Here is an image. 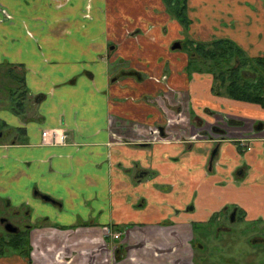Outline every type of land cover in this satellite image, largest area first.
<instances>
[{
	"label": "crops",
	"instance_id": "1",
	"mask_svg": "<svg viewBox=\"0 0 264 264\" xmlns=\"http://www.w3.org/2000/svg\"><path fill=\"white\" fill-rule=\"evenodd\" d=\"M186 6L184 33L163 0H0V69L25 94L0 107V204L31 222L29 258L0 264H186L195 225L264 223V109L213 95L181 44L264 57V0Z\"/></svg>",
	"mask_w": 264,
	"mask_h": 264
},
{
	"label": "trees",
	"instance_id": "2",
	"mask_svg": "<svg viewBox=\"0 0 264 264\" xmlns=\"http://www.w3.org/2000/svg\"><path fill=\"white\" fill-rule=\"evenodd\" d=\"M186 2L187 0H163L166 12L182 26L185 33L190 26ZM183 46L188 56L186 71L188 74H210L213 77L211 87L213 95L258 105L264 109V57L249 58L230 40L208 43L188 40ZM12 78L18 79V76L13 75ZM23 94L22 92L20 95L23 96ZM23 99L24 96L14 108L18 114L23 110ZM217 133L220 132L217 131ZM197 227L195 225L194 228ZM28 229L29 227L26 231H18L15 234L2 233L0 235V257L17 254L29 258L31 249ZM190 245L193 247L192 243Z\"/></svg>",
	"mask_w": 264,
	"mask_h": 264
},
{
	"label": "rangeland",
	"instance_id": "3",
	"mask_svg": "<svg viewBox=\"0 0 264 264\" xmlns=\"http://www.w3.org/2000/svg\"><path fill=\"white\" fill-rule=\"evenodd\" d=\"M7 19L11 20V16L7 15L6 20ZM182 30L184 31L183 28ZM184 43H182V45H184ZM9 74H11L12 76L17 75L18 79L11 78L12 76H10ZM20 79L22 80L21 74L16 72L15 70H12L10 68L0 69L1 103L5 104V102L2 101H7L6 104L9 103L10 105H12L14 103L18 104L21 102L20 99L23 96L20 95L22 94V82L18 81ZM6 88H10L9 93H13V96L11 94L10 98L7 96L8 92ZM22 103L24 106V99ZM185 124L186 128H190V125H193V121H189L188 123L186 121ZM227 213L220 216L215 225L212 224L208 227H204V225L202 224L197 225L198 227L194 229L193 239L191 242L193 244V247H190L189 244L186 245V248L188 250L186 264H264L263 250L259 248V243L262 242V240L258 238L261 237L264 240V234L259 231L264 228V223H246L243 220L242 215L237 214V216H235L234 224L229 225L226 220ZM0 219H7L8 223L16 226L18 230L22 232L26 231V227L31 225V222L24 216V214L15 216L13 213L8 212L2 204H0ZM223 226L232 228V234L228 235L223 234L222 232L218 233L217 231H215L216 228ZM242 229H246L247 233L242 235ZM0 233H4L1 225ZM118 233L119 232H115L114 234ZM114 234H111V237L114 240H120L121 236L116 239L114 238ZM216 234H219V241L214 239L213 237ZM254 238H257L255 239L257 241L253 242ZM248 242L250 243V245L248 244ZM112 245L114 247V250L112 249L110 252L112 253V258L116 260L117 253L121 252V249L118 244ZM192 255L193 258H191Z\"/></svg>",
	"mask_w": 264,
	"mask_h": 264
},
{
	"label": "flooded vegetation",
	"instance_id": "4",
	"mask_svg": "<svg viewBox=\"0 0 264 264\" xmlns=\"http://www.w3.org/2000/svg\"><path fill=\"white\" fill-rule=\"evenodd\" d=\"M169 15V14H168ZM170 16V15H169ZM171 17V16H170ZM172 18V17H171ZM174 20V19H173ZM182 44V43H181ZM180 46V43H176V44H174V46ZM12 78V77H11ZM164 80H165V78H163ZM162 80V79H161ZM12 82H14V81H12ZM6 90H7V92L9 93V91H10V88H6ZM6 92V93H7ZM7 93V96L10 98V96H11V94H12V96H13V93H9L8 94ZM2 102H5V104L4 103H1L0 102V107H8V106H13V107H15L16 105H17V103H14V104H12V105H10L9 103H7L6 104V102L7 101H2ZM52 130H57V129H52ZM60 134H62L63 136H64V134L62 133V132H60L59 130H57ZM64 138H65V136H64ZM192 140H194V139H192ZM60 145V144H59ZM227 213V212H226ZM224 215V214H223ZM235 216H237V211L235 210V208L234 209H231V210H229L228 211V213H227V216H226V220H227V223L229 224V225H232V224H234V220H235ZM1 220V219H0ZM6 220V222H8L7 221V219H5ZM237 223V222H236ZM235 223V224H236ZM253 224H256V223H253ZM0 225H1V228H2V230H4V224H1L0 223ZM215 225V224H214ZM209 225H205L204 227H208ZM15 228H17L16 226H14ZM27 228V227H26ZM260 229V228H259ZM243 230V231H242ZM241 230V234L242 235H244L245 233H247L246 232V229H242ZM18 231H20V230H18V228H17V232ZM215 231H217L218 233L219 232H222L223 234H232V231H233V229L232 228H229V227H225V226H223V227H218V228H216L215 229ZM262 234H264V228H262L261 230H259ZM16 232V233H17ZM4 233H6L5 231H4ZM7 234H9V233H7ZM119 234V237L121 236V234L120 233H118ZM218 235L219 234H216V235H214L213 237H214V239H216V240H218L219 241V239H218ZM217 236V237H216ZM258 238H260L261 240H262V242H260L259 243V248L261 249V250H263V254H264V240L261 238V237H258ZM255 239H257V238H254V240H253V242H255V241H257V240H255ZM248 244L250 245V243L248 242ZM190 247H191V245H190ZM192 258H193V255H192Z\"/></svg>",
	"mask_w": 264,
	"mask_h": 264
},
{
	"label": "built area",
	"instance_id": "5",
	"mask_svg": "<svg viewBox=\"0 0 264 264\" xmlns=\"http://www.w3.org/2000/svg\"><path fill=\"white\" fill-rule=\"evenodd\" d=\"M41 138V143L44 145H59L64 140V136L57 130H45L42 132ZM114 238H119V234H114Z\"/></svg>",
	"mask_w": 264,
	"mask_h": 264
},
{
	"label": "water",
	"instance_id": "6",
	"mask_svg": "<svg viewBox=\"0 0 264 264\" xmlns=\"http://www.w3.org/2000/svg\"><path fill=\"white\" fill-rule=\"evenodd\" d=\"M177 47V46H175ZM241 175V172L239 173ZM1 224H4V231L9 234H15L17 232V228H15L12 224L6 222L5 219L0 220Z\"/></svg>",
	"mask_w": 264,
	"mask_h": 264
}]
</instances>
